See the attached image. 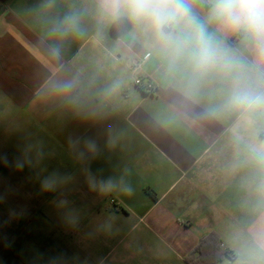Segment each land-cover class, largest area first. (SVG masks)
<instances>
[{
    "label": "crops",
    "instance_id": "1",
    "mask_svg": "<svg viewBox=\"0 0 264 264\" xmlns=\"http://www.w3.org/2000/svg\"><path fill=\"white\" fill-rule=\"evenodd\" d=\"M72 12L80 31L55 34ZM216 37L254 61L238 34ZM163 64L143 26L124 11L101 16L97 0H0V135L25 124L31 139L39 126L44 148L56 143L68 159L66 183L115 201L108 215L90 217L116 225L123 264H187L211 234L229 251L217 264H245L264 232V204L258 171L233 140L239 114H211L230 80L213 72L194 92L187 71ZM258 120L254 112L243 123L246 139L264 141Z\"/></svg>",
    "mask_w": 264,
    "mask_h": 264
},
{
    "label": "clouds",
    "instance_id": "2",
    "mask_svg": "<svg viewBox=\"0 0 264 264\" xmlns=\"http://www.w3.org/2000/svg\"><path fill=\"white\" fill-rule=\"evenodd\" d=\"M196 4L206 9L203 17L195 10ZM97 9L101 16L124 11L143 26L164 61V71H187L188 85L194 92L210 73H221L230 80L223 103L211 114H239L231 129L233 140L238 153L242 146L246 162L258 171L256 192L264 204V141L246 139L241 133L250 114L264 112V0H97ZM80 23V14L72 12L53 32L61 36L78 33ZM216 32L238 34L254 61L249 63L235 50L226 48ZM119 87V81L114 82L108 94ZM0 162L9 163L7 157L0 158ZM15 166L23 168L21 163ZM44 190H49L47 182ZM254 242L255 254L245 264H264V232L257 234Z\"/></svg>",
    "mask_w": 264,
    "mask_h": 264
},
{
    "label": "rangeland",
    "instance_id": "3",
    "mask_svg": "<svg viewBox=\"0 0 264 264\" xmlns=\"http://www.w3.org/2000/svg\"><path fill=\"white\" fill-rule=\"evenodd\" d=\"M258 119L264 128V112H258ZM18 130L0 135V158L9 161L0 162V264L125 263L123 246L117 247L122 235L111 229L116 225L90 217L94 209L108 215L111 200L96 197L89 185L78 190L73 180L66 183L61 162L68 159L53 151L56 143L51 150L44 148L39 126L33 127L31 139L28 125Z\"/></svg>",
    "mask_w": 264,
    "mask_h": 264
},
{
    "label": "trees",
    "instance_id": "4",
    "mask_svg": "<svg viewBox=\"0 0 264 264\" xmlns=\"http://www.w3.org/2000/svg\"><path fill=\"white\" fill-rule=\"evenodd\" d=\"M198 256L187 257V264H217L225 257L229 251L224 247L222 239L216 234H211L203 238L197 248Z\"/></svg>",
    "mask_w": 264,
    "mask_h": 264
},
{
    "label": "built area",
    "instance_id": "5",
    "mask_svg": "<svg viewBox=\"0 0 264 264\" xmlns=\"http://www.w3.org/2000/svg\"><path fill=\"white\" fill-rule=\"evenodd\" d=\"M137 83H139V81H137ZM111 202H112V204H114V203H115V201H114V200H112Z\"/></svg>",
    "mask_w": 264,
    "mask_h": 264
}]
</instances>
